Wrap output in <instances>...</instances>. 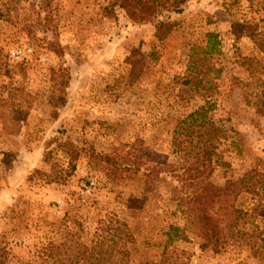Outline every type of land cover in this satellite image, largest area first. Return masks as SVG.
<instances>
[{"label":"rangeland","instance_id":"rangeland-1","mask_svg":"<svg viewBox=\"0 0 264 264\" xmlns=\"http://www.w3.org/2000/svg\"><path fill=\"white\" fill-rule=\"evenodd\" d=\"M114 1L0 0V264L77 260L111 219L129 264H264V0H184L151 22ZM207 102L204 167L174 138Z\"/></svg>","mask_w":264,"mask_h":264},{"label":"trees","instance_id":"trees-1","mask_svg":"<svg viewBox=\"0 0 264 264\" xmlns=\"http://www.w3.org/2000/svg\"><path fill=\"white\" fill-rule=\"evenodd\" d=\"M115 3H119L120 7L126 10L128 17L134 22H151V17L159 13L160 9L164 8L168 12L181 13L183 10L184 0H167L164 2L148 1V3H142L141 0H115ZM174 22L169 20H161L155 23V37L160 40L167 36L173 29ZM256 26L248 24L246 22H234L231 25V34L235 38L248 37L251 40L257 41ZM208 44L205 48V54H211L215 50L217 42L215 40L216 35L209 33ZM214 41L209 43L210 41ZM215 47V48H214ZM264 49V48H262ZM206 94V93H205ZM209 97V96H208ZM211 106L207 102L206 105L201 106L194 112L186 116L182 121L178 123V133L174 138V144L178 148L188 150V155L195 154L199 156L202 154V166L206 167L212 163L211 156L213 155L214 143L210 142V138L216 137L218 134V128L207 118ZM200 157V156H199ZM198 168H196V171ZM204 181V180H203ZM242 180H240L241 182ZM198 184L204 185L205 182H199ZM230 183L226 186V192L231 188ZM216 189L213 188V194H216ZM207 197V195H200L198 200ZM239 211L232 205L226 204V215L228 217L227 229H231L237 225V218L233 217L238 214ZM108 227L106 231L107 235L102 234L96 239V242L92 246L78 245L80 248L79 257L77 260H71L66 262L61 259L60 246L54 248V255L56 259L54 264H78L80 260H84V264H129L128 261L123 260V256L126 257L129 253L127 251V244L134 241L133 236L125 223L119 220H113L106 222ZM204 239L207 243H217L219 231L217 229L216 221H211L209 226L205 224ZM109 236V238H108ZM60 255V256H59ZM116 256H119L116 259Z\"/></svg>","mask_w":264,"mask_h":264},{"label":"built area","instance_id":"built-area-1","mask_svg":"<svg viewBox=\"0 0 264 264\" xmlns=\"http://www.w3.org/2000/svg\"><path fill=\"white\" fill-rule=\"evenodd\" d=\"M16 54H18V52H16Z\"/></svg>","mask_w":264,"mask_h":264}]
</instances>
